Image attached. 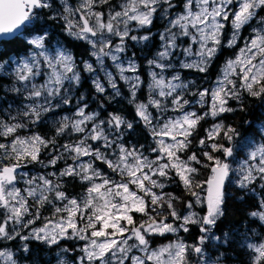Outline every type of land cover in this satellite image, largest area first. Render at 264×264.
Here are the masks:
<instances>
[{"label": "snow or ice", "instance_id": "1", "mask_svg": "<svg viewBox=\"0 0 264 264\" xmlns=\"http://www.w3.org/2000/svg\"><path fill=\"white\" fill-rule=\"evenodd\" d=\"M62 4L60 18L65 22L67 34L91 47L94 63H82L83 71L93 74L96 92L105 93L106 81L119 95L117 77L128 84L130 103L135 104L138 120L150 130L156 143L150 151L157 155L154 159L144 155L143 145L126 147L122 129H132L133 123L116 113L109 114L107 120H98V113L85 111L88 105L83 103L82 96L76 118L65 116L56 127V136L77 133L81 134L79 140L57 148L56 137L46 139L39 133L19 135L20 129L40 122L44 113L72 103V89L80 86L81 71L74 55L63 46L54 54L49 53L47 32L20 40L22 26L38 18L39 10L51 8L50 0H0V44L19 41L28 46L26 56L0 60V72L14 78L8 90L28 101L16 116L9 117L11 123L0 119V138L5 141L0 142V241L19 238L49 246H59L64 239L81 241L78 264H190V252L203 260V245L223 215L224 188L232 174L237 175L236 183L241 188L257 179L264 188V142L254 144L247 158L233 167L229 158L235 153L230 142L239 132L231 125L216 122L199 141L210 148L203 152L207 162L195 153L187 159L182 155L191 144L189 137L205 117L217 118L235 111L228 102L240 101L243 93L264 96V17H259V27L252 29L253 35L245 37L247 43L239 48L235 59L225 61L213 87L192 93L198 97L195 103L201 108L208 104V110L202 114L186 109L192 101L185 99L184 94L192 82L182 79L174 58L183 57L178 61L180 69L206 73L221 47L236 46L241 29L257 18L258 10H264V0H183L182 11L174 15L173 0H122L118 5L111 4V0H79L76 6L62 0ZM98 5L108 6L107 13L96 11ZM158 11L168 18V25L160 33L161 50L156 58L148 60L151 82L147 102L136 103L142 84L138 65L134 59L124 60L122 56L128 40H149L148 35L132 33L150 27ZM229 26L231 35L225 44L223 36ZM183 38H187V46H183ZM106 58L111 61L115 75L106 65ZM169 70L173 72L171 76L166 75ZM98 73H103V81ZM40 77L43 79L38 83ZM170 111L178 115H166ZM259 132L264 136V128ZM220 138L228 142L227 146L218 142ZM90 141L100 142L99 146ZM50 146L53 154L45 164L41 153ZM65 156L74 163L66 165L59 176H75L87 182L82 197H69L62 191V184L50 179L57 175L55 172L30 175L23 170L37 163L55 166ZM82 157L89 159L83 161ZM95 161L106 164L118 179L94 167ZM192 162L203 163L209 169L205 181L196 180L199 169ZM170 172L190 194L187 214L182 215L176 209V197L153 191L165 188L159 178H170ZM20 184L24 187H19ZM196 205L205 209L202 216L193 210ZM45 207L51 209L49 216L42 215ZM260 209H264V199L250 215L264 222V210ZM137 213L147 219L137 223L134 218ZM40 220L42 226L35 227ZM192 224L199 225L202 233L196 244L178 237L152 247V237L188 232ZM24 229L29 230L27 235L22 234ZM246 247L254 253L252 264H264V240L247 243ZM23 250L28 251L27 243ZM0 262L17 264L8 248H0Z\"/></svg>", "mask_w": 264, "mask_h": 264}, {"label": "trees", "instance_id": "2", "mask_svg": "<svg viewBox=\"0 0 264 264\" xmlns=\"http://www.w3.org/2000/svg\"><path fill=\"white\" fill-rule=\"evenodd\" d=\"M113 1L111 0V4ZM175 1L177 3L174 10L182 11L183 0ZM54 4L57 6L58 2L54 1ZM56 6L39 10L38 18H34L24 26L20 40L31 35L47 32V42L54 41L68 49L74 55L77 66L81 71V84L79 87L72 89V103L63 105L57 111L63 114L72 111L82 96L83 103L88 105L86 110L88 112L98 113V120H107L109 114L116 113L123 116L127 121L132 122V129H122V142L128 147L135 146L139 148L143 145L142 151L145 155L155 156L156 153H152L150 149L155 147L156 143L150 135V130L138 120L135 114V104L130 103L132 96L128 84L122 80H118L117 87L120 92L119 95H115L109 86L105 88V93L96 92L92 84L93 76L91 73L83 71L82 63V61L93 58L90 56L91 47L86 42L77 40L67 34L65 31V22L60 18L61 15H53L54 10L55 12L57 10ZM99 7L103 12H106L105 5H100ZM157 19H154L151 25L152 35L145 43L137 44L133 41H127V50L137 60L138 72L142 80V84L137 91L136 103L147 101L148 84L150 81L148 60L155 56L154 53L160 48V44L162 43L158 33H155V30L161 31L163 23L157 22ZM247 27L248 25L243 28V32H247ZM229 32L231 34L230 26L226 29L223 36L225 44ZM248 34H251V32ZM240 43H242V40L239 37V42L236 46L221 47L206 73H200L193 69L179 68L182 79L185 82H192L189 85V91L184 94V97H187L189 101H195L197 97H194L192 93L210 87L220 74V70L225 61L235 55ZM27 47V45L19 41L0 44V60H9L10 58L24 55L27 53ZM13 79L11 76L0 72V113L2 104L8 101L15 102V95L8 90L12 86ZM193 104L195 102H192L191 105ZM228 106L235 109V111L222 113L217 118L205 117V119L199 122L193 135L189 137L191 144L185 150L184 154L190 156L195 153L202 161L207 162L206 158L203 157V152L209 151L210 148L200 145L199 141L206 136V130L211 128L212 124L216 122L231 125L239 132V135L234 137L233 141L230 142L235 153L234 157L229 158L230 162L234 163L238 158L246 157L250 147L254 143L264 142V136L259 132L262 129V124H264V96L252 97L247 93H243L240 101L229 100ZM53 111L56 110L44 113L41 121L37 125H34L31 131H35L36 133L40 132L46 139L56 137L57 148L66 141H76L80 134L69 132L61 136H56V127L61 122V119L55 116ZM173 113L176 112L170 111L166 115L169 116V114ZM23 122L27 123V121ZM0 142H4L3 138H0ZM218 142L225 143L226 146L228 144L223 138H220ZM90 143L99 146L100 142L90 141ZM208 143L210 144L211 142ZM52 154L53 150L50 146V149H46L41 153L40 158L47 164ZM67 161L73 162L68 156H65L55 166L44 167L42 164L37 163L28 165L26 169L31 173L34 171L51 173L53 170H57V175L53 177V181L62 184L61 190L68 196L82 197L88 186L87 182H83L79 177L75 176H59L62 170L60 167L66 164ZM192 164L199 169L195 176L196 180L200 182L205 181L210 175L209 169L204 167L203 163L196 164L192 162ZM94 167L99 168L103 173H107L112 179H118L117 176L111 173V169H108L107 165L101 161H95ZM169 177L162 178V183L165 184V188L160 190L164 193H170L173 197L177 198L174 201L175 207L178 212L184 215L186 214V203L191 198L190 194L179 181V178L174 176V173L170 172ZM236 180L237 175L233 173L231 180L226 183L224 188L223 215L218 218L216 225L211 228L208 234L210 238L203 245L204 259H207L208 262L214 261L218 264H252L251 258L254 253L246 247V244H255L264 239V222L260 221L258 217H252L250 215L252 211L259 209L260 201L264 199V188H261L259 179L247 188L239 187ZM193 210L201 216L205 212V209L200 205H196ZM46 213H50L49 207H45L42 210V215ZM163 214H166V211ZM37 222L42 223L41 221ZM201 235L199 225L192 224L189 226L188 232L181 231L178 234L169 233L163 237L154 236L152 243L155 245L157 240L158 243L170 242L179 237L188 244H196ZM213 237H218L219 239H213ZM25 243L28 244L27 252L23 250ZM80 243L81 241L74 239H64L59 243V246H49L35 240L22 241L19 238L14 241H6V245H9L14 251L17 264H53L60 248L71 247L77 252L81 245ZM203 260L195 253H189L190 264L194 262L200 264ZM75 264L77 263L75 262Z\"/></svg>", "mask_w": 264, "mask_h": 264}, {"label": "rangeland", "instance_id": "3", "mask_svg": "<svg viewBox=\"0 0 264 264\" xmlns=\"http://www.w3.org/2000/svg\"><path fill=\"white\" fill-rule=\"evenodd\" d=\"M54 1H57L58 2V5L56 6L55 4H54ZM122 2V0H114L113 2H112V4L113 5H118L119 3H121ZM173 2L176 4L177 2L175 1V0H173ZM50 3H51V5H52V7H54V6H56V8H57V10H56V12H55V10H54V12H53V15H61L62 14V12H63V4H62V0H50ZM68 3L70 4V5H72V6H76L78 3H79V0H68ZM100 5H98L97 7H96V11H102L103 12V10L102 9H100V7H99ZM106 6V5H105ZM107 11H108V6H106V12L105 13H107ZM162 11V10H161ZM161 11H158L157 12V14L155 15V18L154 19H157V22H162L163 23V26H162V30L161 31H157V30H155V33H158V35H159V37H160V33H162V32H164V30H165V28L167 27V25H168V18H164L162 15H161ZM179 12H181V11H176V10H171V13L174 15L175 13H179ZM259 17H264V10H258V16H257V18H255V19H253L251 22H250V24L248 25V29H247V32H243V28L241 29V32H240V39L242 40V43H240V45H239V47L237 48V52L235 53V55L234 56H231V57H229L228 59H235V56H236V54L238 53V51H239V48L240 47H242L245 43H247V41L245 40V37H251L252 35H253V33H252V29L253 28H256V27H259V24H258V20H259ZM77 19L79 18L78 16L76 17ZM170 18V17H169ZM152 28H151V26L150 27H148V28H145V29H139V30H136V31H133V35H137V36H144V35H148L149 37L152 35ZM249 32H251V34H248ZM154 33V34H155ZM230 32L228 33V38H227V40L230 38ZM27 38H31V36H28ZM129 41H131V40H129ZM183 41H184V43H183V46H187V38H183ZM133 42H135V41H133ZM238 42H239V38H238V40H237V44H238ZM50 43H52V44H50ZM135 43H137V44H140V43H145V41H139V42H135ZM59 46H61V45H59L58 43H55L54 41H52V42H47V47H48V51H49V53L50 54H54L55 53V50L59 47ZM195 45L193 46V50H195ZM65 48V47H64ZM66 49V48H65ZM68 50V49H67ZM161 50V44H160V48L154 53L155 54V56L152 58V59H154V58H156V53L157 52H159ZM69 51V50H68ZM28 54V52L27 53H25L24 55H21V56H16V57H14V58H12V59H16V58H21V57H24V56H26ZM122 58L124 59V60H128V59H134L135 60V62H136V64H138L137 63V60L131 55V53H129L128 52V50L126 51V53L125 54H123V56H122ZM179 59H183V57L182 56H178V57H176V58H174V63H176V69L178 70V71H180V69H179V64H178V61H179ZM227 59V60H228ZM151 60V59H150ZM87 61H89V62H93L94 63V58H90V59H88ZM105 63H106V65H108L109 66V70H111V71H113V73H114V75H115V69H113V68H111L110 66H111V61L109 60V59H107L106 58V61H105ZM224 65V64H223ZM158 71V70H157ZM221 71V70H220ZM149 73H150V68H149ZM99 75H100V77H101V79H102V81H103V73H98ZM138 74H139V72H138ZM173 74V72H172V70H169L167 73H166V75L167 76H171ZM126 75H132V73H126ZM92 76H93V74H92ZM139 76H140V74H139ZM13 78V77H12ZM140 78H141V76H140ZM42 77H40V78H37V82L39 83V82H42ZM118 80H119V78L117 77V82H118ZM149 83L151 82V77H150V75H149ZM149 85V84H148ZM104 86H105V88L106 87H108V84H107V82L106 81H104ZM213 87V84L210 86V87H208L209 89H211ZM13 95H15V102H12V101H8L7 103H5V104H2V106H1V108H2V110H1V113H0V119H3V120H5V121H7V122H9V123H11L12 121L9 119V117L10 116H16L17 115V112L18 111H20L21 109H23V107H24V105L26 104V103H28V101H25L24 99H23V97H21V96H18V95H16V94H14V93H12ZM72 95V94H71ZM0 97H1V93H0ZM185 99H188L187 97H184ZM196 99H198V97L196 98ZM207 99H209V102H210V98H207ZM142 102H145V101H142ZM147 102V101H146ZM192 102H195V101H192ZM64 104H61L60 105V107H62ZM77 106H78V104L75 106V108L72 110V111H70V112H66L65 114H63V113H61L60 111H57L59 108H54L53 110H56V111H53L54 112V115L55 116H58L61 120L63 119V117H65V116H67V117H70V118H76L75 117V112H76V109H77ZM186 107V109L187 110H190V111H196L198 114H202L204 111H207L208 110V104H205L204 105V107L203 108H201L200 107V105H198V104H193V105H191V106H185ZM151 110V109H150ZM86 112H88L87 110H85ZM153 112H154V110H153ZM90 113V112H89ZM154 114H155V112H154ZM44 115V114H43ZM42 115V116H43ZM175 115H178V113H173V114H169V116H175ZM34 125H37V123L36 124H34ZM34 125H29V127H27V128H24V129H20L19 131H18V134L19 135H21V136H26V135H31V134H33V133H36L35 131H31V128L34 126ZM262 128H264V124H262ZM39 134L41 135V133L39 132ZM42 136V135H41ZM81 138V134H80V136H78L77 137V139L76 140H79ZM166 139V141L167 142H171L170 141V138H165ZM5 142V141H4ZM66 142H71V141H66ZM65 142V143H66ZM256 143H259V142H256ZM256 143H254V144H256ZM253 144V145H254ZM60 146V145H59ZM126 146V145H125ZM126 147H128V146H126ZM253 147V146H252ZM252 147H250V149H249V151H248V153L250 152V150L252 149ZM145 155V154H144ZM157 154H155V156H156ZM147 156V155H146ZM155 156H151V155H148V157L150 158V159H154L155 158ZM191 156V155H190ZM247 156H248V154H247ZM247 156L246 157H242V158H238L237 160H236V162H232L233 163V167H236V165L241 161V160H243V159H245V158H247ZM187 157H188V155L187 154H184L183 153V155H182V158L183 159H187ZM83 161H87L89 158L88 157H82L81 158ZM74 162H71V161H67L66 162V164H64L63 166H61L60 167V169H63V168H65L66 167V165H68V164H73ZM193 165V164H192ZM194 166V165H193ZM24 171H27L30 175H36V174H38L39 172H37V171H34V172H30L29 170H27L26 168L25 169H23ZM31 170V169H30ZM52 172H55L56 174H57V170H53ZM43 174H47V173H43ZM154 178H157V177H154ZM50 179H53V177H50ZM159 180H160V182H162L163 181V179L162 178H159ZM97 182H99V181H97ZM19 187H24V185L23 184H20V185H18ZM132 188H133V190H135L134 189V186H131ZM153 191H156L158 194L160 193V192H162L160 189H153ZM69 197H71V196H69ZM260 210H264V209H260ZM50 211H51V209H50ZM186 214H187V212H186ZM50 215V213H46V214H44L43 216H49ZM134 218L136 219V221H137V223H139L142 219H147V217H144V216H142L141 214H139V213H137V214H135V216H134ZM42 223H43V221L42 220H40ZM42 223H38V222H36V224L34 225L35 227H40V226H42ZM28 229H24V230H22V234L23 235H27L28 234ZM153 238V237H152ZM264 240V239H263ZM158 241V240H157ZM156 241V243H155V245H153V243H152V247H157V246H160V245H163V244H167V243H169V242H163V243H158ZM261 242V241H260ZM260 242H258V243H260ZM82 243L83 242H81L80 244L82 245ZM258 243H255V244H258ZM80 245V246H81ZM0 248H8V249H10V250H12V248L9 246V245H6V241H0ZM13 251V250H12ZM13 253H14V251H13ZM82 255V253L79 251V248H78V250H77V252H76V250L74 249V248H71V247H65V248H60L59 250H58V253H57V258H56V260H55V262L53 263V264H75V262L78 264V257H80ZM14 258H15V256H14ZM0 264H2V262H0ZM193 264H197V262H194ZM199 264V263H198ZM200 264H218L217 262H208L207 261V259H204Z\"/></svg>", "mask_w": 264, "mask_h": 264}, {"label": "water", "instance_id": "4", "mask_svg": "<svg viewBox=\"0 0 264 264\" xmlns=\"http://www.w3.org/2000/svg\"><path fill=\"white\" fill-rule=\"evenodd\" d=\"M23 29H24V26H22V28L20 29V32H22Z\"/></svg>", "mask_w": 264, "mask_h": 264}]
</instances>
